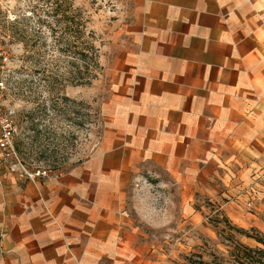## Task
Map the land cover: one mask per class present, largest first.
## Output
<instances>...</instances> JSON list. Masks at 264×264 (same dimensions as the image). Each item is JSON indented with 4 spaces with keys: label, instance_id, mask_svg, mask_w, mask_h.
Masks as SVG:
<instances>
[{
    "label": "crops",
    "instance_id": "0c3cea01",
    "mask_svg": "<svg viewBox=\"0 0 264 264\" xmlns=\"http://www.w3.org/2000/svg\"><path fill=\"white\" fill-rule=\"evenodd\" d=\"M133 3L94 155L37 182L0 169V264H155L125 206L145 173L264 228V0Z\"/></svg>",
    "mask_w": 264,
    "mask_h": 264
},
{
    "label": "rangeland",
    "instance_id": "374dc122",
    "mask_svg": "<svg viewBox=\"0 0 264 264\" xmlns=\"http://www.w3.org/2000/svg\"><path fill=\"white\" fill-rule=\"evenodd\" d=\"M57 5L75 13L81 25L87 22L95 35L100 68L90 84L67 79L72 73L77 83L85 70L78 56L64 52L70 37L59 22L64 18L53 16ZM134 10L133 0H0L9 71L6 105L17 110L21 134L15 147L28 169L66 172L94 155L107 126L103 105L116 76L123 40L118 33H126ZM56 74L65 80L53 82ZM191 194L167 175L145 173L125 199L136 235L155 264L228 263L233 242L260 247L237 232L223 203ZM256 231L264 235V228Z\"/></svg>",
    "mask_w": 264,
    "mask_h": 264
},
{
    "label": "trees",
    "instance_id": "16d2710c",
    "mask_svg": "<svg viewBox=\"0 0 264 264\" xmlns=\"http://www.w3.org/2000/svg\"><path fill=\"white\" fill-rule=\"evenodd\" d=\"M60 8L59 5L55 8L53 12V16L61 15L64 18L63 22L67 27V33L70 38H68V42L65 44L68 47V50L64 52L69 54V56L77 57L84 63V72L80 73V80L77 83H74L77 78L72 76L71 78H67L71 80V84H90L91 81L95 78L94 71L100 68L99 62V49L96 46V38L94 33L89 29L88 23L80 24L77 19L75 13L70 11V9L65 12ZM70 12V13H68ZM48 16H51L49 13ZM82 26V27H81ZM80 41L81 48H77L76 41ZM72 66L76 64L74 62L71 63ZM63 75L56 74L53 77V82L59 84L63 81ZM65 80V79H64ZM70 82V81H69ZM238 233L248 237L255 239L260 247L250 248L246 245L233 242L231 250L229 251V262L224 263L222 261L215 260L211 264H264V235L256 233V230H252V233L247 230L236 228ZM197 264H207L203 261H200Z\"/></svg>",
    "mask_w": 264,
    "mask_h": 264
},
{
    "label": "built area",
    "instance_id": "2783aa9c",
    "mask_svg": "<svg viewBox=\"0 0 264 264\" xmlns=\"http://www.w3.org/2000/svg\"><path fill=\"white\" fill-rule=\"evenodd\" d=\"M7 62L6 43L0 33V169L4 167L21 179L37 182L48 178L51 171L28 169L16 151L15 142L21 134V128L17 121V110L6 105L9 72Z\"/></svg>",
    "mask_w": 264,
    "mask_h": 264
}]
</instances>
